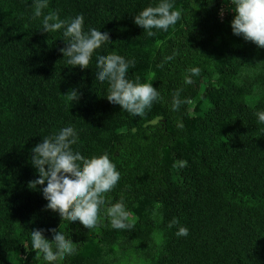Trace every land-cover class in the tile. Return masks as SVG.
Masks as SVG:
<instances>
[{"label": "trees", "instance_id": "16d2710c", "mask_svg": "<svg viewBox=\"0 0 264 264\" xmlns=\"http://www.w3.org/2000/svg\"><path fill=\"white\" fill-rule=\"evenodd\" d=\"M156 3L49 0L43 14H82L85 30L109 33L81 69L66 64L61 32L41 31L33 0H0V264H44L29 233L51 239L57 227L78 244L61 264H264V48L233 34L222 0H173L181 18L148 37L133 20ZM112 51L135 61L128 79L157 88L143 116L110 103L95 79L96 55ZM191 67L199 74L186 84ZM68 125L74 150L116 165L105 199L126 205L131 229L67 222L45 209L42 185L28 187L39 175L31 149Z\"/></svg>", "mask_w": 264, "mask_h": 264}, {"label": "clouds", "instance_id": "9594fccd", "mask_svg": "<svg viewBox=\"0 0 264 264\" xmlns=\"http://www.w3.org/2000/svg\"><path fill=\"white\" fill-rule=\"evenodd\" d=\"M213 0H208L209 5ZM230 5L234 13L231 20L233 34L242 36L246 41L264 48V0H222ZM49 7V0H33V18L40 19V29L46 33L61 32L66 46L60 48L66 64L88 68L93 53L108 41L109 33L97 27L84 29V17L77 14L61 19L56 11L43 14ZM223 10H221L222 14ZM181 11L174 9L173 0H158L155 5L144 7L135 15L133 22L142 27L148 37L155 35L153 29L167 31L181 18ZM167 59H171L168 57ZM135 61L126 59L115 51L107 54L98 53L95 57V79L101 84L107 82V100L117 104L132 116H143L158 99L157 88L151 82H136L128 79L130 67ZM199 74L198 67H191L184 77L186 84L192 83V77ZM178 95V94H177ZM73 91L72 101L77 99ZM181 101L176 99L173 108ZM258 123L264 124V110L255 113ZM78 141V132L71 126H63L46 138L36 143L31 149V164L39 173L38 177L28 182V187L36 189L42 185V195L46 199L45 209L52 210L60 218L79 221L88 229L96 228L107 220L113 229H131L133 221L122 201H106L105 195L120 180V172L107 153L87 157L73 145ZM187 161L178 162V167H185ZM46 182V184H45ZM178 224L177 220L169 227ZM51 239L44 235L45 229L34 228L29 233L32 250L38 254L44 264H61L66 256L78 252V244L64 230L49 228ZM188 228L179 226L176 236H187Z\"/></svg>", "mask_w": 264, "mask_h": 264}, {"label": "rangeland", "instance_id": "374dc122", "mask_svg": "<svg viewBox=\"0 0 264 264\" xmlns=\"http://www.w3.org/2000/svg\"><path fill=\"white\" fill-rule=\"evenodd\" d=\"M223 13V12H222Z\"/></svg>", "mask_w": 264, "mask_h": 264}]
</instances>
